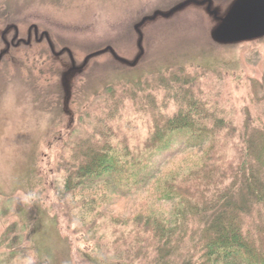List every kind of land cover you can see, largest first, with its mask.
<instances>
[{
	"label": "rangeland",
	"instance_id": "obj_1",
	"mask_svg": "<svg viewBox=\"0 0 264 264\" xmlns=\"http://www.w3.org/2000/svg\"><path fill=\"white\" fill-rule=\"evenodd\" d=\"M236 1L0 0V264H131L98 240L114 239L108 220L91 237L59 199L70 148L94 133L108 91L146 98L148 81L184 69L218 118L264 123V36L214 34ZM121 111L119 131L144 139L149 106L127 96ZM182 148L158 157L156 172ZM145 195H117L106 210L129 216Z\"/></svg>",
	"mask_w": 264,
	"mask_h": 264
},
{
	"label": "trees",
	"instance_id": "obj_2",
	"mask_svg": "<svg viewBox=\"0 0 264 264\" xmlns=\"http://www.w3.org/2000/svg\"><path fill=\"white\" fill-rule=\"evenodd\" d=\"M146 88V98L108 91L94 133L70 148L59 192L70 221L96 238L108 220L114 239L98 240L131 264H264V123L246 113L239 129L218 118L184 69ZM127 96L152 111L144 139L119 131ZM181 146L187 156L157 173L158 157ZM142 189L133 214L107 212L115 196Z\"/></svg>",
	"mask_w": 264,
	"mask_h": 264
},
{
	"label": "water",
	"instance_id": "obj_3",
	"mask_svg": "<svg viewBox=\"0 0 264 264\" xmlns=\"http://www.w3.org/2000/svg\"><path fill=\"white\" fill-rule=\"evenodd\" d=\"M214 34L222 43L264 36V0H237Z\"/></svg>",
	"mask_w": 264,
	"mask_h": 264
}]
</instances>
